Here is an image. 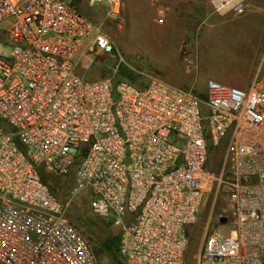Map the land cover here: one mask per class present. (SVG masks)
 <instances>
[{"label":"built area","instance_id":"obj_1","mask_svg":"<svg viewBox=\"0 0 264 264\" xmlns=\"http://www.w3.org/2000/svg\"><path fill=\"white\" fill-rule=\"evenodd\" d=\"M121 17L125 0H86ZM155 21L163 0H148ZM244 12V1L217 9ZM0 264H100L43 173L73 176L72 196L118 229L125 264H264V73L249 88L146 84L78 71L114 42L74 0H0ZM264 62V59H263ZM116 72V69H115ZM212 147L222 148L218 168Z\"/></svg>","mask_w":264,"mask_h":264},{"label":"rangeland","instance_id":"obj_2","mask_svg":"<svg viewBox=\"0 0 264 264\" xmlns=\"http://www.w3.org/2000/svg\"><path fill=\"white\" fill-rule=\"evenodd\" d=\"M77 1H79L77 3ZM217 0L199 5L193 0L169 4L167 19L155 21L156 7L148 0H125L120 18L107 15L108 6H90L86 0H74L78 8L110 35L111 53L97 52L88 68H79L87 79L114 77L146 84L160 77L179 86L192 87L207 98V81L249 88L264 73V0L244 1V12L217 9ZM9 20L0 22V56L9 57L11 44L5 33ZM116 69V72H115ZM222 148L212 147L210 164L218 168ZM56 195L69 203L72 223L90 241L100 264H120L117 247L105 245L118 235L110 220L96 216L90 209L86 192L72 196L68 177H52ZM190 243L186 264H196L203 241L202 224L188 226Z\"/></svg>","mask_w":264,"mask_h":264},{"label":"trees","instance_id":"obj_3","mask_svg":"<svg viewBox=\"0 0 264 264\" xmlns=\"http://www.w3.org/2000/svg\"><path fill=\"white\" fill-rule=\"evenodd\" d=\"M79 1H77L78 3ZM76 4V3H75ZM77 6V4H76ZM78 7V6H77ZM79 9V8H78ZM80 10V9H79ZM81 11V10H80ZM52 177H58V176H55L53 174H50V173H43V178H44V181L46 182V184L49 186V188L51 189V191L56 195V193L53 191V186L51 185V178ZM68 177V189H69V193L74 185L73 183V176H67ZM68 217H69V214H68ZM70 219V217H69ZM71 221V219H70ZM72 222V221H71ZM118 241H119V236L116 235L112 238H109L107 239V241L105 242V245L108 246L110 249L114 248V247H117V251H118ZM120 264H125L122 259L120 258Z\"/></svg>","mask_w":264,"mask_h":264},{"label":"crops","instance_id":"obj_4","mask_svg":"<svg viewBox=\"0 0 264 264\" xmlns=\"http://www.w3.org/2000/svg\"><path fill=\"white\" fill-rule=\"evenodd\" d=\"M183 1H188V0H164V2H167V3H169V4H175V3H178V2H183ZM195 3H197V4H199V5H206L207 4V2L209 1V0H193ZM165 4V3H164ZM225 9V8H224ZM163 79V78H162ZM165 80V79H164ZM166 81H168V80H166ZM168 82H170V81H168ZM170 83H172V84H175V83H173V82H170ZM175 85H177V84H175ZM239 87H244V86H242L241 84H239L238 85Z\"/></svg>","mask_w":264,"mask_h":264},{"label":"bare ground","instance_id":"obj_5","mask_svg":"<svg viewBox=\"0 0 264 264\" xmlns=\"http://www.w3.org/2000/svg\"><path fill=\"white\" fill-rule=\"evenodd\" d=\"M221 1H222V0H217L216 2H217L218 5H220ZM225 8H226V7H225Z\"/></svg>","mask_w":264,"mask_h":264}]
</instances>
